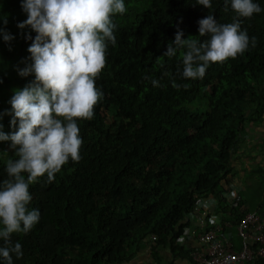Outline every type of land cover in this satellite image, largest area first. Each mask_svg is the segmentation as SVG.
I'll list each match as a JSON object with an SVG mask.
<instances>
[{
  "label": "trees",
  "instance_id": "1",
  "mask_svg": "<svg viewBox=\"0 0 264 264\" xmlns=\"http://www.w3.org/2000/svg\"><path fill=\"white\" fill-rule=\"evenodd\" d=\"M254 2L264 9V0ZM124 3L127 11L113 17L116 44L109 43L106 65L96 80L104 97L91 120L77 121L81 159L70 160L52 182L45 174L30 185L28 207L39 209L40 219L28 233L12 234V242L23 250L22 257L13 255V264H119L149 234L156 243L172 244L200 196L212 195L215 208L223 212L220 217L230 219L232 226L242 216L223 205L220 195L234 176L232 163L246 136L245 121H263L264 11L240 18L242 29L256 37L255 48L211 64L202 79L186 80L179 75L183 50L161 57L177 27L187 38L198 35L197 21L207 14L230 23L235 15L230 6L226 12L224 0H211L209 9L197 0ZM20 4L0 0V16L7 15L6 30L14 37L10 44L0 38V114L11 110L12 90L34 79L15 71L29 56L32 41L25 34L36 35L30 28H17L27 19ZM166 72L188 87H173ZM146 76L161 86L153 87ZM10 120L0 116L6 134L14 131ZM9 158L17 157H0V182L8 179ZM257 174L264 175V169L243 173V192L249 181L262 185L263 179L254 178ZM249 210L246 205L244 212ZM255 210L264 216V201ZM251 264H264V258Z\"/></svg>",
  "mask_w": 264,
  "mask_h": 264
},
{
  "label": "clouds",
  "instance_id": "2",
  "mask_svg": "<svg viewBox=\"0 0 264 264\" xmlns=\"http://www.w3.org/2000/svg\"><path fill=\"white\" fill-rule=\"evenodd\" d=\"M205 9L211 0H197ZM235 13L230 23H219L213 14L197 21L198 35L187 38L177 27L174 40L161 57H174L183 50L182 79H202L213 63L236 58L255 48L256 37L242 29L240 18H251L264 9L254 0H224V10ZM20 7L27 19L18 29L30 28L35 38L27 49L29 56L16 67L20 77L34 76L21 89H13L8 101L14 131H0V141L10 142L16 159L6 163L8 179L0 182V258L13 264V255L23 256L22 245L13 243L14 233H28L39 222V209L28 205L33 197L30 185L47 176L48 182L70 160L79 162L83 139L78 120H91L95 106L103 99L96 80L107 62L109 43L115 46L117 28L113 17L126 11L124 0H21ZM0 38L6 44L14 37L6 30L7 15L0 16ZM202 37H207L201 42ZM11 51V47H9ZM30 61V63L28 62ZM172 86L175 76L166 72ZM153 87L160 82L150 77ZM0 124V129H2Z\"/></svg>",
  "mask_w": 264,
  "mask_h": 264
},
{
  "label": "built area",
  "instance_id": "3",
  "mask_svg": "<svg viewBox=\"0 0 264 264\" xmlns=\"http://www.w3.org/2000/svg\"><path fill=\"white\" fill-rule=\"evenodd\" d=\"M220 196L223 205L242 216L233 226L230 219L209 222V209L217 203L212 195L200 196L183 218V223L193 227L189 235L197 243L188 254L191 263L251 264L264 258V216L256 211L244 212L246 202L240 191L223 187ZM144 241L154 243L156 237L149 234Z\"/></svg>",
  "mask_w": 264,
  "mask_h": 264
},
{
  "label": "crops",
  "instance_id": "4",
  "mask_svg": "<svg viewBox=\"0 0 264 264\" xmlns=\"http://www.w3.org/2000/svg\"><path fill=\"white\" fill-rule=\"evenodd\" d=\"M249 142V138H245L242 141L243 145H247L249 150H256L253 152L254 155L258 152H261L260 142ZM252 146L255 147L252 148ZM235 154H237V151ZM232 167L234 168V176L228 181V184H223V187L243 193V186L240 181L237 182V175H235L238 174L240 170H236L235 165L233 164ZM222 213L223 212L218 211L217 208L210 207L208 219L209 222L224 221L225 219L223 216L220 217ZM192 228V226L184 224L181 234L175 240H173L172 244L168 243L166 240H164L162 243L145 242L144 237L139 244L129 249L131 255L128 257V259L119 264H192L188 254L191 250L197 248L196 241L189 235ZM229 231H232V229H229Z\"/></svg>",
  "mask_w": 264,
  "mask_h": 264
},
{
  "label": "rangeland",
  "instance_id": "5",
  "mask_svg": "<svg viewBox=\"0 0 264 264\" xmlns=\"http://www.w3.org/2000/svg\"><path fill=\"white\" fill-rule=\"evenodd\" d=\"M249 109H254V105L250 104L248 106ZM261 118L263 121L250 123H244V129L246 131V136L243 138H249L251 141L260 142L261 152L257 154H253L256 150L252 149L255 146H252V150L247 148V145H243L241 142L240 146L237 149V154H235V159L233 161V165H235V169H239L237 175V182L240 181V178L243 176V173L246 171H250L252 168H256L260 171L264 169V112L261 114ZM104 122L108 123V116L104 118ZM0 131H3L0 129ZM249 142V143H250ZM14 153V150L10 148V142L0 141V157L5 159L11 156ZM240 174V175H239ZM263 174V173H262ZM256 179H263L262 185L260 182L249 181L246 184V188L244 189L243 195L245 198L246 205L249 206V211H256L255 209L259 204L264 201V175H255ZM257 212V211H256Z\"/></svg>",
  "mask_w": 264,
  "mask_h": 264
}]
</instances>
